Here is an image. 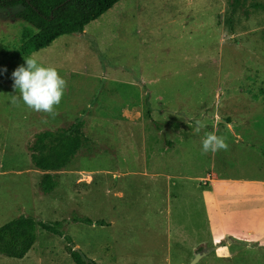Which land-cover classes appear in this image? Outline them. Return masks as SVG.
Segmentation results:
<instances>
[{"label":"rangeland","instance_id":"rangeland-1","mask_svg":"<svg viewBox=\"0 0 264 264\" xmlns=\"http://www.w3.org/2000/svg\"><path fill=\"white\" fill-rule=\"evenodd\" d=\"M233 2L120 0L26 57L20 7L0 9V225L32 216L70 237L37 229L0 264H74L66 245L98 264H264V7ZM33 55L67 82L51 113L13 102ZM77 120L87 144L45 194L30 145ZM206 132L227 150L203 153Z\"/></svg>","mask_w":264,"mask_h":264},{"label":"trees","instance_id":"trees-1","mask_svg":"<svg viewBox=\"0 0 264 264\" xmlns=\"http://www.w3.org/2000/svg\"><path fill=\"white\" fill-rule=\"evenodd\" d=\"M120 0H0V9L20 7L15 17L26 24L21 30L19 53L26 57L37 52L63 35L82 34L85 26L111 9ZM233 8L240 5L234 0ZM258 8L260 6H253ZM147 115L151 116L146 99ZM82 122L77 120L68 128L55 132L42 131L30 145V161L42 172L38 186L47 194L58 186V172L63 170L87 144ZM91 223L89 219H83ZM65 236L60 221L44 222L32 216H18L0 225V255L22 259L36 241V230ZM66 252L74 264H98L80 250L66 245Z\"/></svg>","mask_w":264,"mask_h":264},{"label":"clouds","instance_id":"clouds-1","mask_svg":"<svg viewBox=\"0 0 264 264\" xmlns=\"http://www.w3.org/2000/svg\"><path fill=\"white\" fill-rule=\"evenodd\" d=\"M13 88L19 93L13 102L22 101L28 108L51 113L59 105L66 88V80L56 67L45 65L35 55L25 59V63L16 67L11 73ZM219 119V117H217ZM206 125L201 120L195 121L194 131L200 133ZM225 138L215 132H206L201 139L203 153H215L227 150Z\"/></svg>","mask_w":264,"mask_h":264},{"label":"crops","instance_id":"crops-1","mask_svg":"<svg viewBox=\"0 0 264 264\" xmlns=\"http://www.w3.org/2000/svg\"><path fill=\"white\" fill-rule=\"evenodd\" d=\"M239 1H240V6L241 5H244L246 7L260 6L257 9L264 7V0H239ZM257 9H255V11Z\"/></svg>","mask_w":264,"mask_h":264},{"label":"water","instance_id":"water-1","mask_svg":"<svg viewBox=\"0 0 264 264\" xmlns=\"http://www.w3.org/2000/svg\"><path fill=\"white\" fill-rule=\"evenodd\" d=\"M201 253H196V256L193 258V260L189 264H194L197 262V260L200 258Z\"/></svg>","mask_w":264,"mask_h":264}]
</instances>
